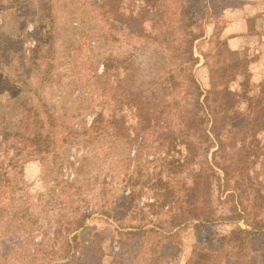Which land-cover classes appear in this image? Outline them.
Instances as JSON below:
<instances>
[{
  "label": "rangeland",
  "instance_id": "1",
  "mask_svg": "<svg viewBox=\"0 0 264 264\" xmlns=\"http://www.w3.org/2000/svg\"><path fill=\"white\" fill-rule=\"evenodd\" d=\"M242 1L217 0L211 19L203 16V4H194L188 17L195 32L191 63L202 88L205 92L210 89L211 76L223 77L239 94L236 109L244 113L249 98L264 86V68L252 63L258 59L264 63V59L260 56L262 47L232 48L228 42L236 32L234 23L240 22L231 8ZM228 2L233 5L227 6ZM41 3L42 0H0V31L26 48L40 42L41 36L51 35L56 48V58L40 60L39 68H18L16 59L6 63L0 59V264H60L67 260H74L69 264H171L174 258L184 264L188 258L208 251L217 237L228 236L238 227L251 228L248 214L264 212V131L260 130L234 140L242 142L246 137L256 147L241 178L233 176L223 182L213 173L206 159L213 158L217 143L211 150H200L195 160L175 175L188 184L194 169L202 167L203 173L210 174L212 186L199 208V217L205 218L207 224L176 225L173 233H179L181 247L173 255L160 258L162 231L172 226L167 208L156 204L167 181L166 174L161 173L168 172L162 162L182 157L186 147L159 145L156 133L147 138V148L138 147L141 135L133 146L124 138L112 136L113 115L104 103L108 101L105 80L97 74L104 72L103 58L110 51L122 53L127 48L138 54L145 52L141 55L143 65L153 69L154 55L149 48L172 56L171 46L182 38L180 30L166 32V47L162 41L153 45L146 35L125 37L117 29L113 32L118 39L113 40L111 35L106 36L108 23L101 14V0H53L52 21L42 14ZM171 4L174 6L176 1ZM141 7L142 1L124 0L120 10L128 14ZM248 23L252 28L254 18H249ZM117 24L123 27L120 21ZM126 38L128 45L124 43ZM52 64L51 73L44 79L45 68ZM27 84L34 90L30 91ZM109 94L108 89V97ZM44 102L55 115L52 131L56 145L49 152H26L15 159L18 165L10 168L7 163L21 132L22 111L34 105L44 110ZM115 115L125 120L131 135H138V120L131 105H122ZM181 125L176 123L178 131ZM179 136L185 138L180 133ZM224 141L233 140L228 136ZM240 151L232 146L227 156L236 157ZM216 159L222 162L220 157ZM231 169L238 174L236 165L231 164ZM216 170L223 176L221 170ZM208 186L203 184V191ZM130 193L128 215H118L125 207L117 208V201ZM238 193L245 202L250 198L253 206L248 212L237 210ZM170 204L176 206L178 202ZM141 222L146 231L128 244L129 236L123 231L128 228L120 226ZM117 253L124 254L113 261ZM75 254L78 262L73 258ZM156 254L159 260L154 258Z\"/></svg>",
  "mask_w": 264,
  "mask_h": 264
},
{
  "label": "trees",
  "instance_id": "2",
  "mask_svg": "<svg viewBox=\"0 0 264 264\" xmlns=\"http://www.w3.org/2000/svg\"><path fill=\"white\" fill-rule=\"evenodd\" d=\"M123 1L101 0L103 4H100L103 10L101 14L107 18L108 23L106 36L111 35L113 40L118 39L113 32L117 29L125 37L146 35L153 45L162 41L163 47H166L164 42L167 39L168 30L171 33L180 30L179 33L182 36L179 44L171 46L172 56L166 55L164 51L149 48L153 52L151 56L154 55L152 56L154 58L153 69H147L143 65L141 55L145 52L138 54L127 48L122 53L110 51L103 58L104 72L97 74L99 78L105 80L103 85L108 101L104 103L113 115L112 136L124 138L130 146H133L138 141L136 138L141 135L138 147L147 148L149 146L146 144L147 138L156 133L159 134L156 139L159 145L162 143L176 148V145L183 144L186 147V153L181 155L182 157L162 162L168 170V172H161L166 174L167 181L165 188L159 192V200L156 204L167 208L169 221L172 224L164 228L165 232L162 231V238H160L162 248L167 250L161 252V248L159 256L166 258L167 255H173L181 247L178 241L179 233H173L176 225L183 223L190 225L195 222L198 227L206 226L207 220L199 217V208L202 203L206 202V196L212 186L209 180L210 174L203 173L202 167L200 170H193L192 181L188 184L184 180L176 179L175 175L181 173L183 167L192 163L200 150L208 151L214 148V143H217L218 150L212 152L213 160L206 159L213 173L223 182H229L233 176L239 179L240 173L245 175L246 166L250 156L256 152V147L248 142L246 137L242 142L234 140L239 135H247L256 130L264 131V86L258 94L249 98L247 111L242 113L236 109L239 94L230 88L228 80L221 76H216V78L211 76V87L205 92L194 74L191 62L194 57L195 32L194 24L188 15L193 12L192 5L203 4L200 6L203 16L213 18L217 9V0H175L174 6L171 4L172 0H135L142 1L143 7L138 11L133 9L128 14L120 10ZM226 5H233V2H228ZM41 6L44 17L51 21L55 20L53 0H42ZM118 21L123 27L117 24ZM54 42L51 35L50 37L43 35L40 42H36L31 48H26L0 31V59L3 63L16 59L18 68L27 66L28 68L30 66L39 68L41 67L40 60L56 58ZM124 43L129 44L127 38ZM153 45L151 46L154 47ZM52 67L53 64L45 68L44 79L51 73ZM28 73L32 74V71L28 69ZM112 76L114 80H111ZM23 82L26 84L25 80ZM27 87L31 89L30 91L34 90L28 84ZM108 89L111 90L109 97L107 96ZM124 104L131 105L135 110L139 126L137 137L129 133L125 120L115 115L117 109ZM47 106L48 104L44 102V110L34 105L22 111L21 132L17 134L18 138L12 146L14 155L7 163L10 168L17 166L19 160L15 159L26 152L29 154L49 152L56 145L52 131L55 126V115ZM176 123L182 124L180 131L176 129ZM140 132L142 134H139ZM179 133L185 138L180 139ZM228 136L233 141L225 142L224 139ZM232 146L240 148L241 151L238 156L231 158L227 156V150ZM217 157H220L222 162L217 160ZM231 164L236 165L238 174L234 175L235 170L231 169ZM216 168L221 170L223 176ZM7 171L8 167H5L6 176ZM208 183L209 186L203 191V184ZM131 196V193L124 194L123 198L117 201V208L125 207L118 215L120 213L128 215V209L131 207L127 200H130ZM235 197L237 210L248 212L253 206L249 202L250 198L247 199L248 202H245V198L239 193ZM169 200L170 203L177 201L178 204L173 206L174 204H170ZM87 216L84 214V218ZM248 222L251 228L238 227L233 229L228 236L217 237L208 251L204 250L188 258L184 264H264V212H250ZM120 227L128 228V230H123L125 236H129L128 244L134 243L136 238L146 231L142 222ZM139 241H141L139 245L142 246L144 240L141 238ZM123 254L117 253L113 261H117ZM73 258L75 262H78L79 258L76 254ZM154 258L159 260L157 254ZM175 260L174 258L171 264H182ZM70 261L74 262V260H67L60 264H69Z\"/></svg>",
  "mask_w": 264,
  "mask_h": 264
},
{
  "label": "crops",
  "instance_id": "3",
  "mask_svg": "<svg viewBox=\"0 0 264 264\" xmlns=\"http://www.w3.org/2000/svg\"><path fill=\"white\" fill-rule=\"evenodd\" d=\"M235 10L236 18L240 22L234 23L235 33L231 35L228 42L232 48H261V60L264 59V0H244L238 6L231 8ZM249 18H254L252 28ZM256 43V44H255ZM254 67L264 68L260 59L254 61Z\"/></svg>",
  "mask_w": 264,
  "mask_h": 264
}]
</instances>
